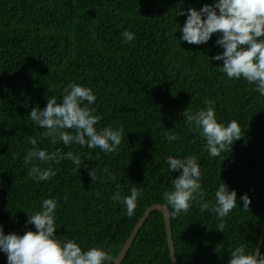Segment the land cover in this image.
I'll return each mask as SVG.
<instances>
[{"label":"trees","instance_id":"obj_1","mask_svg":"<svg viewBox=\"0 0 264 264\" xmlns=\"http://www.w3.org/2000/svg\"><path fill=\"white\" fill-rule=\"evenodd\" d=\"M218 0H0V227L4 235L35 231L28 224L45 199L57 200L56 237L75 240L82 248L102 247L115 258L136 223L152 205L165 206L164 193L181 170L169 171L167 159L195 156L201 171L202 199L187 213L170 216L179 264H229L241 245L255 254L264 223V96L243 78L228 79L220 71L223 53L215 33L207 43L182 40L188 9L199 11ZM183 13V14H182ZM218 13V10H217ZM134 40L124 43L122 33ZM264 39V38H262ZM91 88L90 107L102 119L98 130L123 128L113 153L61 141L52 143L46 129L30 119L33 108L47 100L60 103L70 83ZM212 102L218 123L232 120L241 139L217 157L206 139L187 120ZM86 103V102H85ZM74 133V130H67ZM176 140L168 141L167 135ZM36 147L51 153L79 154L80 169L63 159L25 165ZM52 167L47 181L29 175L31 167ZM107 168L108 173L103 170ZM94 169L95 179L89 172ZM114 174L111 180L108 174ZM236 192L237 207L221 220L201 203L216 206L221 183ZM120 185L122 196L136 186L143 192L134 214L111 199ZM251 201L242 210L241 197ZM172 212L171 207H167ZM223 223V230L219 225ZM218 249V250H216ZM260 255H264V241ZM0 264H8L0 251ZM122 264H172L163 215L154 211L135 237Z\"/></svg>","mask_w":264,"mask_h":264},{"label":"clouds","instance_id":"obj_2","mask_svg":"<svg viewBox=\"0 0 264 264\" xmlns=\"http://www.w3.org/2000/svg\"><path fill=\"white\" fill-rule=\"evenodd\" d=\"M181 31L182 40L194 45L207 43L215 33L222 34L216 44L223 48V53L212 57L223 61L220 71L230 80L243 78L250 84H255V90L264 96V0H218L213 5H204L199 11L188 9ZM122 37L124 43L135 38L129 31H124ZM64 93L60 103H57L56 97H52L47 100L43 110L33 108L30 119L46 129L44 135L51 138L52 143L61 141L65 146L75 143L89 149L99 148L104 153L115 152L124 138L123 128L115 130L108 126L98 130L95 127L102 117L95 114V108L90 107L96 101L93 90L73 82L68 84ZM207 105L206 109L195 115L187 114V120L206 139L209 155L217 157L222 151L229 149L234 141L241 139V127L235 120L227 126L218 123L212 102L207 101ZM67 130H74V133ZM166 139L173 141L177 136L169 134ZM28 140L33 148L24 157L25 165L35 160L59 163L68 159L76 166L74 171L78 172L80 169L82 161L79 154H62L61 149L49 153L36 147V137L29 136ZM167 164L169 171L182 169V174L171 182L174 190L164 193L165 207H171L169 216L175 218L181 212L187 213L191 202L202 199L205 193L201 190V171L195 156L183 159L169 156ZM103 172L108 173V169L105 168ZM28 174L35 180L47 181L56 172L52 167L42 170L33 166ZM89 175L91 180L95 179V170L92 169ZM108 178L116 179L110 173ZM116 189L111 199L122 202L126 207V215L131 217L143 189L132 186L130 195L126 196H122L119 184ZM241 199L244 205L242 210L248 211L251 203L249 197L245 194ZM215 200L214 207H210V202L207 201L201 203V211L211 210L223 220L237 207L236 192L229 191L223 182L215 192ZM57 203L55 199H45L41 211L28 215L27 223L34 225L35 231H27L22 236L4 235L0 227V251L7 253L8 264H113L116 258L102 247L93 246L85 251L75 240L62 241L56 237L54 211ZM219 227L223 230L224 224L221 223ZM229 264H264V255H260L258 251L246 254L241 245L231 252Z\"/></svg>","mask_w":264,"mask_h":264},{"label":"water","instance_id":"obj_3","mask_svg":"<svg viewBox=\"0 0 264 264\" xmlns=\"http://www.w3.org/2000/svg\"><path fill=\"white\" fill-rule=\"evenodd\" d=\"M154 211H160L163 215L164 218V223H165V228H166V236H167V243L169 247V252H170V258L172 264H179L176 254H175V249H174V242L172 239V229H171V221H170V216H169V210L162 205H152L149 208L146 209L142 217L139 219V221L136 223L135 227L133 228L130 236L126 240L125 244L123 245L122 249L120 250L118 256L116 257V261L113 262V264H122L123 260L125 259L127 253L130 250V247L137 236L139 230L141 227L144 225L145 221L147 218L150 216V214ZM264 241V223L262 226V230L258 239V243L256 246L255 252L258 251V253H261L262 245ZM259 258V257H257Z\"/></svg>","mask_w":264,"mask_h":264}]
</instances>
